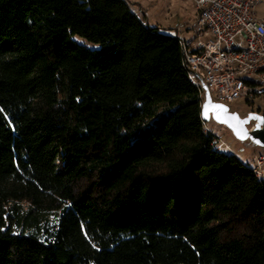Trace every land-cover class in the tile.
Listing matches in <instances>:
<instances>
[{
    "label": "trees",
    "instance_id": "obj_1",
    "mask_svg": "<svg viewBox=\"0 0 264 264\" xmlns=\"http://www.w3.org/2000/svg\"><path fill=\"white\" fill-rule=\"evenodd\" d=\"M179 38L127 0H0V264H264V179Z\"/></svg>",
    "mask_w": 264,
    "mask_h": 264
},
{
    "label": "built area",
    "instance_id": "obj_2",
    "mask_svg": "<svg viewBox=\"0 0 264 264\" xmlns=\"http://www.w3.org/2000/svg\"><path fill=\"white\" fill-rule=\"evenodd\" d=\"M191 1L196 8L195 22L189 37L179 35V48L187 76L200 86L201 99V84L218 103L246 97L254 85L264 88V18L256 14L259 0ZM251 76L258 84L250 81ZM203 126L214 135L217 149L234 154L204 120ZM246 163L255 176L264 179V154H256Z\"/></svg>",
    "mask_w": 264,
    "mask_h": 264
},
{
    "label": "rangeland",
    "instance_id": "obj_3",
    "mask_svg": "<svg viewBox=\"0 0 264 264\" xmlns=\"http://www.w3.org/2000/svg\"><path fill=\"white\" fill-rule=\"evenodd\" d=\"M131 8L140 17L153 26H158L162 31L169 34L177 33L189 37L191 28L195 22L196 8L191 0H127ZM256 14L264 18V0H259L256 7ZM164 28V29H163ZM81 42V38H78ZM90 44V43H89ZM250 81L258 84V79L251 76ZM204 98L201 105H203ZM231 112H238L240 117H245L250 111L264 115V88L254 85L252 93L246 97L235 99L232 103H224ZM205 125L220 136L231 151L238 155L244 162L251 163L252 157L256 154H264V147L259 145L253 138L240 140L231 132L227 125L218 123L212 119L211 114L205 115L203 111ZM255 120H251L247 125L248 129H253Z\"/></svg>",
    "mask_w": 264,
    "mask_h": 264
},
{
    "label": "water",
    "instance_id": "obj_4",
    "mask_svg": "<svg viewBox=\"0 0 264 264\" xmlns=\"http://www.w3.org/2000/svg\"><path fill=\"white\" fill-rule=\"evenodd\" d=\"M201 88L204 91V102L202 106V118H203V111H204V105L207 102H211L212 105H221L226 110L221 113H217L216 111L209 110L207 112V116L211 114V117L213 120H215L218 123H223L228 126V128L231 130V132L240 140H245L247 138H253L259 145L264 147V115H260L258 112H252L250 111L245 117H240L238 112L234 111L231 112L229 108L224 105V103H218L215 102L210 94V91H208L207 86L204 84H201ZM219 116V118H218ZM235 116L237 120H229L228 117ZM250 117H253L250 119ZM255 117H259L260 119L257 120ZM247 120V123L239 124V121ZM251 120H255V126L253 129H248L247 125L250 123ZM259 124V127L257 125ZM231 125V126H230Z\"/></svg>",
    "mask_w": 264,
    "mask_h": 264
},
{
    "label": "snow or ice",
    "instance_id": "obj_5",
    "mask_svg": "<svg viewBox=\"0 0 264 264\" xmlns=\"http://www.w3.org/2000/svg\"><path fill=\"white\" fill-rule=\"evenodd\" d=\"M204 110H205V115H207V112H208L209 110L216 111L217 113H221V112L226 111V110L223 108V106H221V105H212L210 101L207 102V103H205V105H204ZM218 118H219V116H218ZM251 118H253V117H250V119H251ZM227 119H229V120H233V121L237 120V118H236L235 116L228 117ZM255 119L259 120L260 118H259V117H255ZM238 123L242 125V124H244V123H247V120L239 121ZM230 126H231V125H230ZM257 127H259V124L257 125Z\"/></svg>",
    "mask_w": 264,
    "mask_h": 264
}]
</instances>
